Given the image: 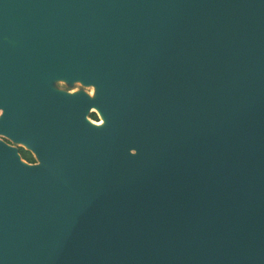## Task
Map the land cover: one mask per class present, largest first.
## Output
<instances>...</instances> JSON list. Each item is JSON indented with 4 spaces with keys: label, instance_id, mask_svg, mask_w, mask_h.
Listing matches in <instances>:
<instances>
[{
    "label": "water",
    "instance_id": "obj_1",
    "mask_svg": "<svg viewBox=\"0 0 264 264\" xmlns=\"http://www.w3.org/2000/svg\"><path fill=\"white\" fill-rule=\"evenodd\" d=\"M37 66L105 125L0 140V264H264V0H0V104Z\"/></svg>",
    "mask_w": 264,
    "mask_h": 264
},
{
    "label": "flooded vegetation",
    "instance_id": "obj_2",
    "mask_svg": "<svg viewBox=\"0 0 264 264\" xmlns=\"http://www.w3.org/2000/svg\"><path fill=\"white\" fill-rule=\"evenodd\" d=\"M33 79L31 86L19 84L13 95H3L0 104V140L30 165L39 164L42 153L62 151L87 119L105 125L96 84H86L63 68L39 66ZM87 100L92 104L86 110Z\"/></svg>",
    "mask_w": 264,
    "mask_h": 264
}]
</instances>
